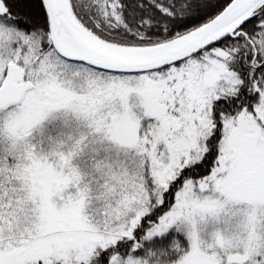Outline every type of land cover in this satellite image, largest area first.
Here are the masks:
<instances>
[{
	"label": "snow or ice",
	"instance_id": "obj_1",
	"mask_svg": "<svg viewBox=\"0 0 264 264\" xmlns=\"http://www.w3.org/2000/svg\"><path fill=\"white\" fill-rule=\"evenodd\" d=\"M0 264H264V0H0Z\"/></svg>",
	"mask_w": 264,
	"mask_h": 264
}]
</instances>
